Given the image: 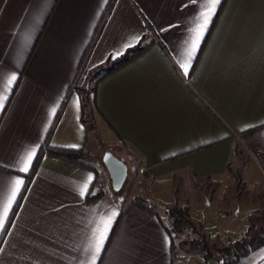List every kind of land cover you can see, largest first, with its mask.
Listing matches in <instances>:
<instances>
[{
  "label": "crops",
  "instance_id": "crops-1",
  "mask_svg": "<svg viewBox=\"0 0 264 264\" xmlns=\"http://www.w3.org/2000/svg\"><path fill=\"white\" fill-rule=\"evenodd\" d=\"M197 11L188 0L2 1L0 86L10 74L18 78L0 110V210L7 181L22 178L24 185L0 230V264H82L93 228L113 211L118 216L97 264H174L166 209L185 204L191 181L207 177L224 186L227 163L241 157L243 178L262 189L264 0H221L185 76L180 54ZM138 45L146 49L98 81L94 129L87 131L78 90L94 85L97 68ZM47 139L92 155L99 142H122L140 158L147 192L135 195L134 187V194L114 197L105 180L104 195L87 201L79 189L95 174L47 155L28 181ZM37 144L29 172L16 171L18 157ZM188 206L191 214L197 200ZM211 209L203 231L214 233L216 219L221 237L243 233L236 213L219 218Z\"/></svg>",
  "mask_w": 264,
  "mask_h": 264
},
{
  "label": "rangeland",
  "instance_id": "rangeland-1",
  "mask_svg": "<svg viewBox=\"0 0 264 264\" xmlns=\"http://www.w3.org/2000/svg\"><path fill=\"white\" fill-rule=\"evenodd\" d=\"M91 77V84H92V76ZM94 78V76H93ZM91 114L94 111V107L89 103L86 108V114ZM100 150L96 155L95 159H85L89 163L93 164L97 171L99 172L102 181H107L111 187V182L109 175L102 163L101 157L105 150H110L112 153H116L117 155L121 156V160L125 162L127 165V177L123 183V186L120 190V194L124 195H132L134 194L133 188L135 187V195H138V191H142L141 193H146L147 190L145 189V185H141V180L145 181V173L142 171V164L141 160L138 156L134 153H131L128 147L123 144L122 142H118L117 145H110L107 143L99 142ZM114 153V155H116ZM92 155V154H91ZM237 157H240L239 154H236ZM84 160V161H85ZM247 158H231L227 163V170L229 171L230 179L229 181L225 182L223 186L221 183L212 181L207 177L202 178H195V181L189 184L187 187L188 191L184 192L185 200L181 201V205L188 206L189 199H196L197 200V207L191 208V214L189 213L188 206V213L189 216L192 217L191 219L195 218V225L198 229L204 228L203 224L207 223L204 222L207 219L204 218L206 213L205 210L211 209L212 216H218L219 218H231L232 216L237 214L238 217H235L234 220L241 219V225L239 226L243 233L239 235L237 232L236 235L222 236L223 230L219 227L217 220L212 219L210 220L211 223L214 224L215 227H212L214 233L207 229H205V233L211 238L209 240L212 242H217V245H224L229 247L230 244L238 241L242 238L248 237L250 238L254 233H259L261 230L264 229V175L261 177L257 176L258 181L261 184L262 189L257 187L253 188L252 182H248L243 178V171L242 168L246 167ZM250 167L252 172H257L256 165L251 161ZM238 176V177H237ZM260 179V180H259ZM147 182V181H146ZM179 185H181L179 183ZM222 185L224 188L219 195H217L216 190L218 187ZM142 187V190H140ZM140 195V194H139ZM177 206V205H176ZM175 206V207H176ZM214 206V207H212ZM174 207V206H173ZM178 207V206H177ZM159 211V207H156ZM239 209V211H238ZM203 211V212H202ZM237 211V212H235ZM160 212V211H159ZM234 225L238 226L237 223H230L229 226ZM211 234V235H210ZM264 236V233L262 234ZM197 237L196 233L191 232V230L187 229L182 233L176 234L173 237L175 248H174V257L173 262L174 264H219L220 255L217 254L215 250H211L214 254L215 258H204L202 253H193L187 251L185 248L180 247V243L183 240L191 239ZM211 246V245H210ZM233 251V250H230ZM264 257V244H262L258 249L252 251L246 256L241 257L236 263L233 264H255L260 259Z\"/></svg>",
  "mask_w": 264,
  "mask_h": 264
},
{
  "label": "trees",
  "instance_id": "trees-1",
  "mask_svg": "<svg viewBox=\"0 0 264 264\" xmlns=\"http://www.w3.org/2000/svg\"><path fill=\"white\" fill-rule=\"evenodd\" d=\"M3 0H0V6ZM112 4V1H111ZM146 49L145 46L138 45L135 48L127 51L116 61L106 64L105 66H101L97 68V70L93 73L95 77L94 85L90 88L79 89L78 91L81 94V121L85 125L87 131L94 129V124L92 121V114L89 110V113L86 114V108L89 103L96 107V85L99 80L108 74L112 73L140 53H142ZM61 112V110H60ZM59 112V115H60ZM57 116V118L59 117ZM43 155H47L49 157H53L56 159H60L69 163H73L84 167L95 174V178L91 184L89 189L90 195L87 193L85 199L87 201H93L98 199L104 195V191L102 189V179L97 171V169L86 163L85 159H95L96 155L89 154L84 147L81 148H63V147H55L49 144L48 139L43 144L41 150L39 151L37 158L33 164L32 170L28 176V181L33 176L35 169L39 164V160ZM120 190L115 192L113 191V196H119ZM135 201L141 203L140 199L134 198ZM166 213L169 217V225L167 226V231L169 234L174 237V235L182 233L183 231L189 229L191 232L196 233L197 237L183 240L180 243L181 248H185L189 252L193 253H202L204 258H215L214 254L211 250H215L217 254L220 255V260H222V264H233L236 263L241 257L248 255L251 251L258 249L262 244H264V229L259 233H254L250 238L245 237L234 243L230 244L229 247L224 245H217V242H211V238L203 231L202 229H198L195 225V221H193L188 213V206H180V207H169L166 209ZM211 245V246H210ZM172 258L174 257V240H172L171 247ZM233 250V251H230Z\"/></svg>",
  "mask_w": 264,
  "mask_h": 264
},
{
  "label": "snow or ice",
  "instance_id": "snow-or-ice-1",
  "mask_svg": "<svg viewBox=\"0 0 264 264\" xmlns=\"http://www.w3.org/2000/svg\"><path fill=\"white\" fill-rule=\"evenodd\" d=\"M188 2L189 4L198 5V11L193 15L192 25L188 28L189 36L185 41L184 51L180 54L182 57L180 66L185 76H188L189 74L191 61L200 47L209 23L212 17L215 15L217 6L221 3V0H188ZM128 47H131V44L125 45V48ZM17 78L18 77L15 73L10 74V76L5 78L2 86H0V110L4 108L5 101L8 98V92L17 81ZM76 103L77 108H79V100H77ZM55 112L56 108L53 107L51 109V113L54 114ZM38 148L39 144L34 145L29 150L22 152V154L18 157V163L20 166L16 169V171L20 173L29 172L34 157L37 155ZM92 180V176H88L86 178V182L79 189V194L81 197H83L86 193L89 195L91 194L88 192V189L89 185L92 183ZM7 184L9 185V191L2 210H0V230L5 228L6 221L9 218L10 210L13 208L14 203L17 201L18 195L22 191L24 180L22 178H10L9 181H7ZM117 216L118 213L113 211L106 217L101 218V220L96 223L95 228L92 230V239L85 248V252L89 254V258L86 262H82V264H97V260L101 255L102 249L104 248L108 233L110 232L114 219ZM0 244H2V242H0ZM2 251L3 247L0 246V252Z\"/></svg>",
  "mask_w": 264,
  "mask_h": 264
},
{
  "label": "water",
  "instance_id": "water-1",
  "mask_svg": "<svg viewBox=\"0 0 264 264\" xmlns=\"http://www.w3.org/2000/svg\"><path fill=\"white\" fill-rule=\"evenodd\" d=\"M101 160L109 175L112 190L115 192L121 190L127 177V165L110 150L103 152ZM219 264H222V260Z\"/></svg>",
  "mask_w": 264,
  "mask_h": 264
}]
</instances>
